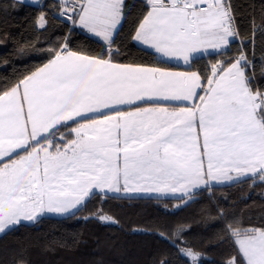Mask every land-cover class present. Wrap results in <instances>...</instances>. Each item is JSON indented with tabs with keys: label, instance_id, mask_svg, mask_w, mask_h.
<instances>
[{
	"label": "snow or ice",
	"instance_id": "6c2138e0",
	"mask_svg": "<svg viewBox=\"0 0 264 264\" xmlns=\"http://www.w3.org/2000/svg\"><path fill=\"white\" fill-rule=\"evenodd\" d=\"M126 7L124 0H71L69 13L62 0L60 16L102 38L108 58L71 51L66 37L47 64L0 93V233L43 212L74 215L110 192L172 193L186 203L212 182L264 183V89L253 85L254 61L241 51L213 64L210 76L114 62L113 32ZM238 35L230 0H143L132 39L191 67L202 50ZM94 215L112 219L102 208ZM186 231L178 226L174 243ZM227 232L246 264H264V228L229 224ZM180 251L199 264L200 252Z\"/></svg>",
	"mask_w": 264,
	"mask_h": 264
},
{
	"label": "trees",
	"instance_id": "16d2710c",
	"mask_svg": "<svg viewBox=\"0 0 264 264\" xmlns=\"http://www.w3.org/2000/svg\"><path fill=\"white\" fill-rule=\"evenodd\" d=\"M124 2L125 16L111 46L114 53L119 50L115 62L210 76L213 64L234 60L244 51L256 65L254 87L264 89L260 71L264 64V0H230L239 35L226 48L192 61L191 67L161 60L135 45L132 36L143 0ZM56 9L55 0H41L38 6L0 0V93L53 58L50 51L59 50L66 37L69 50L108 58L107 45L80 27L63 23L55 16ZM41 14L46 18L43 27L36 24ZM185 201L113 195L101 200L93 196L74 215H45L0 234V264H160L161 260L189 264L180 251L185 246L201 253L199 264H226L232 257L246 264L227 226L264 228V183L257 177L211 185L210 189L195 191L191 199L185 197ZM101 208L111 220L94 215ZM178 226L187 229L180 237L183 243H174Z\"/></svg>",
	"mask_w": 264,
	"mask_h": 264
},
{
	"label": "crops",
	"instance_id": "0c3cea01",
	"mask_svg": "<svg viewBox=\"0 0 264 264\" xmlns=\"http://www.w3.org/2000/svg\"><path fill=\"white\" fill-rule=\"evenodd\" d=\"M15 1H17V2H20V0H15ZM40 2H41V0H24V3L25 4H29V5H33V6H38L39 4H40ZM42 15V14H41ZM40 15V16H41ZM40 16L38 17V19H37V21H36V24H37V26H41L40 25V23H38V20H39V18H40ZM77 21H78V17H77ZM121 25V24H120ZM120 25L118 26V29H119V27H120ZM75 26H77V27H80L81 29H83V30H85L91 37H93V38H95V39H97V40H99V41H101L102 43H104L105 45H107V43L102 39V38H100V37H97V36H95L93 33H90V32H88V30L87 29H85V28H83V27H81L80 25H79V23L77 22V24L75 25ZM117 31L118 30H115L114 32H113V37L116 35V33H117ZM135 33V32H134ZM134 35V34H133ZM132 41H133V43L135 44V45H137V46H139V47H142V48H145V49H147V50H149V51H151V52H153L155 55H156V57L157 58H159V59H161V60H164V61H168V62H170V63H174V64H177V65H183V66H186V64L184 63V61L181 59V60H179V61H176L175 59H173V60H168V58H161L158 54H156L155 52H154V50H152V49H150L147 45H143L142 43H140L139 41H134L133 39H132ZM108 46V45H107ZM206 52L208 53V52H216V51H213V49L212 48H208L207 50H206ZM78 53V52H77ZM78 54H81V53H78ZM81 55H85V54H81ZM204 55H206L205 54V50H202V52H201V54H199V57L200 56H204ZM97 58V57H96ZM49 62V61H48ZM47 62V63H48ZM115 62V61H114ZM47 63H45V64H47ZM118 63H120V62H118ZM44 64V65H45ZM121 64H132V63H121ZM43 65V66H44ZM134 65H140V66H145V67H156V66H151V65H143V64H134ZM43 66H41L40 68H42ZM39 69V68H38ZM165 70H168V71H174V72H186V71H189V70H181V69H170V68H164ZM35 72V71H34ZM207 87V86H206ZM198 91H200V90H198ZM203 94V92L201 93V95ZM196 102L197 103H199V99H198V97H197V99H196ZM190 103V102H189ZM142 106H144V107H149V106H152V105H142ZM156 106H159V107H165V106H167V107H169L170 109L173 107V104H160V105H156ZM181 106H182V104H181ZM70 123V122H69ZM77 125H75V124H71L70 125V127H76ZM61 131H65V132H67V131H70V128H68V129H61ZM57 136H59V133H57ZM21 154H23V153H21ZM18 158V157H17ZM3 162H7V160H4ZM0 166H2V164H0ZM249 177H251V174H249ZM240 179H243V178H240ZM229 183H231V182H224V183H219V184H217V183H215V182H212V184L211 185H224V184H229ZM122 184H123V182H121V187H122ZM199 190V189H198ZM95 191H99V190H95ZM195 191H197V190H195ZM108 195H113V196H125V197H173V194L172 193H167V194H162V193H155V192H147V191H139V192H128V193H125V192H123V190H121V192H119V193H116V192H110ZM175 195H180V193H176ZM235 243H236V240H235ZM237 245V244H236ZM237 247H238V245H237ZM238 249H239V247H238ZM242 255V254H241ZM242 257H243V255H242ZM244 258V257H243ZM245 260V259H244ZM245 262H246V260H245Z\"/></svg>",
	"mask_w": 264,
	"mask_h": 264
},
{
	"label": "built area",
	"instance_id": "2783aa9c",
	"mask_svg": "<svg viewBox=\"0 0 264 264\" xmlns=\"http://www.w3.org/2000/svg\"><path fill=\"white\" fill-rule=\"evenodd\" d=\"M56 3H57V9L56 11L54 12L55 16L61 20L63 23L67 24L69 27H72V23H71V20H69L67 17H61L60 16V12L62 11V0H55ZM70 7H71V0H69V13H70ZM236 37L234 38H230V40H235Z\"/></svg>",
	"mask_w": 264,
	"mask_h": 264
},
{
	"label": "rangeland",
	"instance_id": "374dc122",
	"mask_svg": "<svg viewBox=\"0 0 264 264\" xmlns=\"http://www.w3.org/2000/svg\"><path fill=\"white\" fill-rule=\"evenodd\" d=\"M227 47V46H226ZM226 47H221L220 49H213V51H220V50H222V49H224V48H226ZM45 215H48V216H54V217H63V216H66V215H68V214H57V213H48V212H43V213H40V214H38V218L37 219H39L40 217H42V216H45ZM36 219V220H37ZM36 220H33V221H28V220H22L20 223H27V224H30V223H33V222H35ZM106 221H108V220H106ZM15 225H12V226H9L8 228H6V230H8V229H10V228H12V227H14ZM5 230V231H6ZM4 231V232H5ZM3 233V232H2ZM2 233H0V234H2ZM235 240H236V238H235ZM236 244L238 245V243H237V241H236ZM238 247H239V245H238ZM188 258V257H187ZM189 259V258H188Z\"/></svg>",
	"mask_w": 264,
	"mask_h": 264
}]
</instances>
